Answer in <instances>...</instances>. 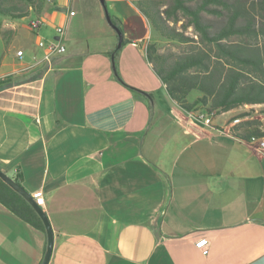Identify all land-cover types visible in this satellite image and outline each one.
<instances>
[{
	"label": "crops",
	"instance_id": "crops-1",
	"mask_svg": "<svg viewBox=\"0 0 264 264\" xmlns=\"http://www.w3.org/2000/svg\"><path fill=\"white\" fill-rule=\"evenodd\" d=\"M136 2L45 1L6 24L0 80L30 79L0 89V170L42 191L48 264H249L264 255V155L233 136L236 108L204 125L170 100ZM45 245L0 202V264H39Z\"/></svg>",
	"mask_w": 264,
	"mask_h": 264
},
{
	"label": "trees",
	"instance_id": "trees-1",
	"mask_svg": "<svg viewBox=\"0 0 264 264\" xmlns=\"http://www.w3.org/2000/svg\"><path fill=\"white\" fill-rule=\"evenodd\" d=\"M44 2L0 0V18L26 19ZM136 5L152 33L165 42L160 46L152 37L146 58L182 112L198 120L203 113L213 117L244 105H264V0L253 1L249 9L240 0H137ZM29 79L10 75L0 80V89ZM246 125L233 136L245 143L264 136V130ZM13 180L19 184L17 176ZM0 202L44 231L28 202L1 180Z\"/></svg>",
	"mask_w": 264,
	"mask_h": 264
},
{
	"label": "rangeland",
	"instance_id": "rangeland-1",
	"mask_svg": "<svg viewBox=\"0 0 264 264\" xmlns=\"http://www.w3.org/2000/svg\"><path fill=\"white\" fill-rule=\"evenodd\" d=\"M239 1V0H236ZM246 8H250V5L255 0H240ZM12 19L0 18V40L6 44L10 31L6 29V24L11 22ZM188 32L190 29L187 30ZM154 40L158 42L160 46H165V42L161 40L158 36L154 35ZM221 118L217 119L220 121ZM234 121V128L238 132L245 131L247 128L246 123H250L252 129L264 130V105H244L237 107L235 112H233V117L230 118Z\"/></svg>",
	"mask_w": 264,
	"mask_h": 264
},
{
	"label": "built area",
	"instance_id": "built-area-1",
	"mask_svg": "<svg viewBox=\"0 0 264 264\" xmlns=\"http://www.w3.org/2000/svg\"><path fill=\"white\" fill-rule=\"evenodd\" d=\"M45 1L48 3L51 2V0H45ZM70 14L73 15V12H71ZM30 26L32 28H34L36 26V23H32ZM56 33H57L58 37H60L62 35V29L57 28ZM38 44L41 46L42 42H39ZM63 52H64V47L62 46V44L60 42L52 43L48 46L47 55L43 58V60L36 62L34 64V66L40 65L43 62L47 63L50 61V58L53 54H61ZM16 55H17V57H21L22 52L17 51ZM211 118H212L211 115H207L206 113H203V114L198 115V120H196V121H199L204 125H209ZM246 144L254 147L257 151H259L260 153H262L264 155V142H253V139L251 136V143H246ZM31 197L33 198L36 205H38L41 209L44 207L45 200H44V196H43L42 191H35L34 193H32ZM195 245L198 247V249L202 253H207L208 247H209V242L206 239H200V240L195 241Z\"/></svg>",
	"mask_w": 264,
	"mask_h": 264
},
{
	"label": "water",
	"instance_id": "water-1",
	"mask_svg": "<svg viewBox=\"0 0 264 264\" xmlns=\"http://www.w3.org/2000/svg\"><path fill=\"white\" fill-rule=\"evenodd\" d=\"M0 180L3 181L6 185H8L13 191H15L20 196H22L32 207V209L40 219L44 228V233L46 235V245H45L44 255L39 264H48L53 248V233L45 212L38 205H36L30 194H28L18 183H16L13 179L8 177L1 170H0ZM249 264H264V255L252 261Z\"/></svg>",
	"mask_w": 264,
	"mask_h": 264
},
{
	"label": "bare ground",
	"instance_id": "bare-ground-1",
	"mask_svg": "<svg viewBox=\"0 0 264 264\" xmlns=\"http://www.w3.org/2000/svg\"><path fill=\"white\" fill-rule=\"evenodd\" d=\"M253 142H264V136H252ZM247 143H251V137Z\"/></svg>",
	"mask_w": 264,
	"mask_h": 264
}]
</instances>
